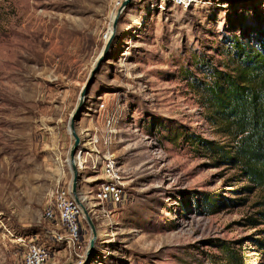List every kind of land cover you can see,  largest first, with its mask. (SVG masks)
Segmentation results:
<instances>
[{
	"label": "rangeland",
	"instance_id": "rangeland-1",
	"mask_svg": "<svg viewBox=\"0 0 264 264\" xmlns=\"http://www.w3.org/2000/svg\"><path fill=\"white\" fill-rule=\"evenodd\" d=\"M122 1L0 0V264L37 239L47 264H264L261 190L201 147L229 150L202 83L230 68L233 37L264 41V0H130L118 14ZM71 120L95 230L90 250L82 212L79 260L43 218L71 187ZM110 178L120 203L97 197Z\"/></svg>",
	"mask_w": 264,
	"mask_h": 264
},
{
	"label": "trees",
	"instance_id": "trees-1",
	"mask_svg": "<svg viewBox=\"0 0 264 264\" xmlns=\"http://www.w3.org/2000/svg\"><path fill=\"white\" fill-rule=\"evenodd\" d=\"M228 52L230 68H207L202 91L214 121L224 124L229 150L210 141H193L201 140V147L214 149L220 161L236 167L251 184L247 190H261L257 205L264 223V41L253 45L247 38L233 37Z\"/></svg>",
	"mask_w": 264,
	"mask_h": 264
},
{
	"label": "built area",
	"instance_id": "built-area-1",
	"mask_svg": "<svg viewBox=\"0 0 264 264\" xmlns=\"http://www.w3.org/2000/svg\"><path fill=\"white\" fill-rule=\"evenodd\" d=\"M188 1L176 0L175 3L185 5ZM111 166V163L107 162L102 168L103 174L108 178L111 177ZM111 179L100 185L97 197L102 201L120 203L124 199V190L118 182H113ZM81 214L82 209L75 201L70 185L58 186L52 190L49 203L43 211V218L50 225L49 240L61 244L65 252L75 260L83 258L84 254L81 247ZM18 244L21 246L22 264H47L51 255V246H46L38 239L27 243L19 241Z\"/></svg>",
	"mask_w": 264,
	"mask_h": 264
},
{
	"label": "water",
	"instance_id": "water-1",
	"mask_svg": "<svg viewBox=\"0 0 264 264\" xmlns=\"http://www.w3.org/2000/svg\"><path fill=\"white\" fill-rule=\"evenodd\" d=\"M130 0H123L122 1V4L118 10V14L121 12L122 9H124V7L128 4ZM117 14V15H118ZM115 26H116V18L113 22V29H115ZM85 94V91L82 92L81 94V97L84 96ZM69 130H70V134L73 136L74 138V141L69 149V154H68V164H69V167L72 171V183H71V193L75 199V201L79 204V206L81 207L82 209V212L83 214L85 215V218L92 230V233H93V238H91L90 240V250L92 249L93 247V239H94V236H95V230H94V226L91 222V219L88 215V212L86 210V208L84 207V205L82 204L79 196H78V190H77V185H78V178H79V174H78V168H77V164H76V153H77V150L79 148V145H80V138L78 136V134L76 133V130H75V126H74V121L71 120L70 121V124H69ZM90 251L87 252V256L89 255Z\"/></svg>",
	"mask_w": 264,
	"mask_h": 264
},
{
	"label": "bare ground",
	"instance_id": "bare-ground-1",
	"mask_svg": "<svg viewBox=\"0 0 264 264\" xmlns=\"http://www.w3.org/2000/svg\"><path fill=\"white\" fill-rule=\"evenodd\" d=\"M113 18H114V14L111 16V20H113ZM78 160H80V158L77 156V158H76V164H77ZM81 164H82V163H81ZM79 166H80V165H79Z\"/></svg>",
	"mask_w": 264,
	"mask_h": 264
},
{
	"label": "crops",
	"instance_id": "crops-1",
	"mask_svg": "<svg viewBox=\"0 0 264 264\" xmlns=\"http://www.w3.org/2000/svg\"><path fill=\"white\" fill-rule=\"evenodd\" d=\"M77 164H79V165H80V161H79V160H78Z\"/></svg>",
	"mask_w": 264,
	"mask_h": 264
}]
</instances>
